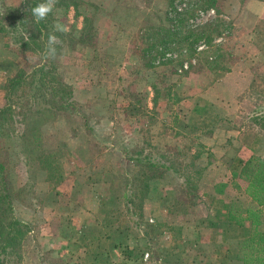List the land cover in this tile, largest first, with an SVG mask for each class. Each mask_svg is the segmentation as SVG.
Here are the masks:
<instances>
[{"label":"rangeland","instance_id":"rangeland-1","mask_svg":"<svg viewBox=\"0 0 264 264\" xmlns=\"http://www.w3.org/2000/svg\"><path fill=\"white\" fill-rule=\"evenodd\" d=\"M35 1L37 4L43 2L0 0V107H10V111L4 113L6 118H10L9 124L4 127L8 137H0V153L3 151L2 155L6 158L10 187L24 202L33 203L30 200L31 181L36 176L37 168L51 158L49 153H45L46 148L40 140V127L53 121L59 120L63 128L81 123L83 118L87 120L86 115L91 119L90 123L97 122L104 115L113 118L116 114L117 119L120 115L124 116L128 120L117 124L118 134L122 137L131 136L132 130L139 129V135L131 138L134 140L132 146L125 150H143L151 156L165 154L179 166L183 174L188 175L192 190L187 191L182 184L176 187L177 193L176 189L170 190L172 195L164 198L177 211L195 200V183L201 172V163L204 162L203 159L192 158L189 148L200 150L195 142L199 138L204 139L211 129L217 132L235 129L234 135H239L241 141L249 140L256 146L257 152L263 151L264 13L253 16L250 8L243 6L248 0L241 3L239 0H216L220 11L217 18L210 8H200L197 0L172 1L168 9L183 10L185 14L174 15L171 10L168 17L181 16L192 29L207 22L206 32L211 39L207 45L199 40L193 56L183 59H188L191 64L190 69H186V62H183L185 73L177 68L173 72L175 69L172 71L170 66L159 65V54L155 52L158 49L148 47L156 26L162 24L161 12L167 9L168 0H59L57 11L49 15L47 21L40 22L39 33L35 30L37 23L30 8ZM14 13L18 18H13ZM57 18L69 27L70 32L68 35L57 33L62 41L57 46L58 56L55 60L45 59L43 53L48 35ZM95 24L98 25L100 39L108 41L104 49L105 44L96 51L100 53L101 59L104 53L99 80L107 81L108 90L105 93L95 90L91 98L82 104L71 98L59 103L55 96L47 94L49 91L43 83L29 81L32 70L43 64L45 70L63 82V65L69 68L77 65V56L80 54L87 53L90 57L96 46ZM145 48L150 49L146 57L143 55ZM62 56H68L69 59L63 62ZM165 56L175 57L176 53L168 52ZM142 57L155 59L150 66H144L146 60ZM87 65L78 62L77 66L81 69ZM20 71L27 72L23 83L17 92L6 96V83ZM72 73V76H65L68 82L78 77V73ZM53 84H49L53 89L59 88ZM154 94L155 104L150 106ZM184 98L198 101H183ZM210 98L219 100L211 108L216 114L213 119L191 116L204 115L210 108L199 101ZM106 123L100 122L98 126L93 124V128L95 131L101 130ZM176 135L183 138H176ZM59 152L64 150L60 149ZM129 155L134 156L133 153ZM147 174L144 166L132 161L123 162L116 174L111 170L95 174L94 179L101 183L98 190L100 204L94 219L84 224L76 236L77 242H73L75 246L85 247L83 254L79 252L76 255L74 264H144L142 259L146 252L164 259L166 264H184L185 256L178 250L153 247L154 235L162 230V226L142 218L141 202L146 195ZM242 184L238 176L233 180L234 203L241 208L249 205L242 192ZM123 193L131 202L123 198ZM180 221L176 219L170 225L176 240ZM61 224V233L69 236L66 222ZM259 228L264 232V222ZM248 229V226L245 227V231ZM23 241L24 238L19 252L20 264L66 262V258L40 250L36 253L40 263H36V259L31 260L24 253ZM189 244L193 252L198 251L196 240ZM118 245L119 249H134L132 255L135 257L142 253L140 262L123 260L115 248Z\"/></svg>","mask_w":264,"mask_h":264},{"label":"crops","instance_id":"crops-1","mask_svg":"<svg viewBox=\"0 0 264 264\" xmlns=\"http://www.w3.org/2000/svg\"><path fill=\"white\" fill-rule=\"evenodd\" d=\"M243 6L250 8L253 16L264 13L262 1L248 0ZM95 30L96 46L91 51L90 57L87 53L77 56V65L78 62L82 64L85 62L88 65L82 66L81 69L76 64L72 68L66 65L61 67L62 80L71 88V99L79 104L91 98L95 90L102 93L108 90L106 79L99 80L104 53L102 59L99 57L100 53H96L98 47L107 44L108 41L103 42L100 39L96 24ZM61 59L66 62L69 58L62 56ZM72 71L78 73V77L68 82L65 76H72ZM182 100L194 101L195 98ZM197 101L198 99L194 102ZM216 102L219 100L215 101L212 98L204 99V102L199 101L201 105L206 104L210 109L206 110L204 115L191 116L196 119L199 116L201 119L204 117L208 120L213 119L216 114L211 108ZM123 117L120 115L117 119L116 114L113 118L104 115V117L100 116L97 122L90 123L91 119L86 115L87 120L83 118L82 122L76 125H66L62 128L63 123H59L58 120L40 127V140L46 148L45 153H49L51 158L42 166H38L36 176L31 181L30 200L33 203L24 202L17 197L12 204L15 217L30 227L24 237L23 248L24 253L31 260L36 259V263H40L36 258V253L40 250L48 251L55 257L66 258L67 264H74L79 252L83 254L85 247L75 246L73 242H77L76 236L81 232L84 224L94 219L100 204L98 190L101 183L95 180L94 176L104 170H111L116 174L122 167L124 150L131 147L134 142L131 138L139 135V129L132 130L131 136L122 137L117 133V124L128 120ZM100 122H107L106 126L95 131L93 126H98ZM221 131L211 129L204 139L199 138L208 150L209 156L206 157V153H203L198 158L203 159L204 162L201 163V172L195 183L196 189L193 195L195 200L188 202L186 208L177 211L164 200L165 197L172 195L170 190L173 191L183 184L181 178L163 174L161 177L147 180L146 195L141 202L142 218L144 221L162 226V230L154 235L153 247L178 250L185 256L184 264H241L230 255L235 252L236 242L248 235L250 224L244 221L238 225L228 219L230 205L235 202L233 180L238 176L244 162L252 155H263L264 149L262 152H257L252 142L251 144L249 140L241 141L239 135H234L235 129ZM163 136L166 134L163 133ZM60 149L64 152L60 153ZM192 152L193 150L190 151ZM246 200L251 205L247 196ZM243 208L245 207H240ZM259 208L264 220L262 209L264 204ZM176 219H181L178 224V240L170 227ZM62 222H66L69 236L61 233ZM247 226L249 229L245 231ZM193 240L199 244L198 251L193 252L190 247L189 243ZM145 254L147 256L142 259L144 264H166L164 259L150 256V252ZM66 262L61 260L59 264Z\"/></svg>","mask_w":264,"mask_h":264},{"label":"trees","instance_id":"trees-1","mask_svg":"<svg viewBox=\"0 0 264 264\" xmlns=\"http://www.w3.org/2000/svg\"><path fill=\"white\" fill-rule=\"evenodd\" d=\"M173 0H168V7L165 9L161 15L160 21L162 24L156 26V31L151 36V41L148 43V47L156 48L157 54H159L158 63L159 65L170 66L173 71L176 68L180 72L185 73L183 70V62H186V69H190V62L183 61L187 57H191L194 54V49L199 40H202L203 45L210 43L211 39L207 31V22L201 27L192 29L188 23L179 16L180 18L168 17L170 11L173 14H185L182 11H175L174 8L168 9ZM264 2V0H258ZM243 2V0H239ZM198 6L200 8H210L215 13L216 17L220 14L217 7L216 0H197ZM33 7L37 5V2H33ZM32 8V6L30 7ZM13 18L16 19L17 14H13ZM2 20V18H0ZM2 24V23H1ZM39 26V27H38ZM34 26L36 32H40L41 23ZM150 49L145 48L143 50L144 57ZM175 52V57L165 56L166 53ZM143 58V57H142ZM144 59V58H143ZM154 57H148L144 63V66H150L153 62ZM34 70V71H33ZM32 70L30 76V82L36 84L43 83L46 89L49 91V96H55L59 103L63 100L71 98V88L61 82L60 79L56 78L53 73L45 70V66L39 65ZM27 72H17L13 77H11L4 87L5 95L10 96L14 92H17L21 83H23ZM59 87L58 89H53L52 84ZM153 90V86L151 85ZM155 92V91H154ZM154 96H152L151 102L154 106ZM10 107L2 106L0 107V137H8V133H5V126H7L9 117H5L4 113L9 112ZM11 120V119H10ZM195 142V146L200 147V150H193L191 153L192 158H199L203 153H206V157L209 156V152L205 145L200 142L199 139ZM188 147V146H187ZM133 153L134 156L129 155ZM3 151L0 153V264H20V249L23 238L26 236L30 230L29 225L20 221L13 214L12 204L17 198L14 190L10 187V182L8 178V172L6 168V158L4 157ZM132 161L137 164H141L145 167L148 174L146 176V184L148 179L161 177L163 174H171L177 178H181L183 185L187 191L193 189L191 181L188 175L183 174L179 170V166L173 161L169 160L165 154H156L151 156L149 153H145L143 150H124L123 152V162ZM238 177L242 180V192L249 198L251 205L240 209L239 204L232 202L228 211V219L232 220L235 224L240 225L242 222L247 221L250 224V231L248 235L240 240H238L235 252L230 255L238 260L241 264H264V232L259 228V226L264 222L262 215L260 213V206L264 204V153L261 156L252 155L250 156L241 167ZM145 187L147 188V185ZM123 198L127 202H131L126 197V193L122 194ZM121 253L123 260L127 262L136 263L140 262L142 258V253L139 256H133V251L131 247H124L119 249L115 247ZM166 262V261H165ZM123 264V263H120Z\"/></svg>","mask_w":264,"mask_h":264},{"label":"clouds","instance_id":"clouds-1","mask_svg":"<svg viewBox=\"0 0 264 264\" xmlns=\"http://www.w3.org/2000/svg\"><path fill=\"white\" fill-rule=\"evenodd\" d=\"M59 0H43V2L37 4L35 7L31 8V14L35 23H40L41 21H47L49 15L57 11L56 5ZM70 32L69 27L62 23L58 18L54 20L52 24V32L49 33L47 44L45 46V51L43 56L45 59L55 60L58 56L57 46L62 44L60 37L57 35H68ZM171 54H169L170 56Z\"/></svg>","mask_w":264,"mask_h":264},{"label":"built area","instance_id":"built-area-1","mask_svg":"<svg viewBox=\"0 0 264 264\" xmlns=\"http://www.w3.org/2000/svg\"><path fill=\"white\" fill-rule=\"evenodd\" d=\"M147 256V254H144V257H146Z\"/></svg>","mask_w":264,"mask_h":264}]
</instances>
